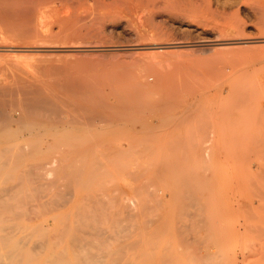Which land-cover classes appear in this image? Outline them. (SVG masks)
I'll list each match as a JSON object with an SVG mask.
<instances>
[{
    "label": "rangeland",
    "instance_id": "rangeland-1",
    "mask_svg": "<svg viewBox=\"0 0 264 264\" xmlns=\"http://www.w3.org/2000/svg\"><path fill=\"white\" fill-rule=\"evenodd\" d=\"M208 1L210 8L201 12L192 10L190 3L202 0H56L47 5L49 10L46 6L48 11L40 12L37 30L26 33L31 34L29 40L24 36L17 41L33 42L32 51L22 55L0 51V65L18 56L8 63H25L19 68L27 75L79 87L90 84L95 91L109 92V101L119 97L122 102L115 107L123 112L102 108L111 116L107 121L94 126L72 121L70 133L60 130L41 142L37 156L29 153L35 159L26 157L25 163L45 164L41 179L31 177L30 187L40 190L23 186L21 193H26L16 196L18 200L0 193L1 200L12 203L0 204V225L8 223L2 225L4 230L21 226L22 232L30 231L27 236L33 244L45 228L53 242H64L65 249L52 243L44 253L30 252L32 264L47 263L51 250L73 258L72 238L64 237L76 226L80 207L100 216V222L94 221L100 230L95 238L103 239L100 243L94 238L89 248L102 257L105 253L109 264H264V0ZM88 131L93 139L85 137ZM92 149L100 151L94 154ZM77 153L83 155L78 158ZM96 156L104 162L101 167L99 158L96 164L90 162ZM4 177L0 176V187ZM42 181L46 184L37 187ZM57 234L61 241L54 237ZM67 241L72 244L67 243L68 251ZM107 247L114 256H107ZM40 253L45 257L41 259Z\"/></svg>",
    "mask_w": 264,
    "mask_h": 264
},
{
    "label": "bare ground",
    "instance_id": "bare-ground-1",
    "mask_svg": "<svg viewBox=\"0 0 264 264\" xmlns=\"http://www.w3.org/2000/svg\"><path fill=\"white\" fill-rule=\"evenodd\" d=\"M56 0H0V51L2 55H5L6 52H12V53H16L17 55V52H22V51H27V50H33V46L29 45V43L27 44L26 41L24 40H20L19 42H17L19 39H21L22 37L26 36L25 40L27 39V35L29 34H26V33H30L31 31H34V30H37L38 27H36V20L38 19L39 15L41 14L40 12L45 9V10H49V8L52 6V3L55 2ZM148 1H154V0H148ZM203 3L205 2V4H201V3H198L197 2L195 3H190L191 7H192V10H195V11H205V10H208L210 7H209V1L208 0H202ZM50 4V7H48L47 5ZM56 4V3H55ZM46 6H47V9H46ZM45 7V8H44ZM43 10V12L45 11ZM47 10V11H48ZM46 11V12H47ZM44 14V13H43ZM42 16V14H41ZM40 16V18H41ZM44 16V15H43ZM43 19H46V18H43ZM42 19V21H43ZM40 22V21H38ZM36 24V25H35ZM43 24V23H42ZM41 25V24H40ZM45 25V24H44ZM46 26V25H45ZM44 26V27H45ZM48 26V25H47ZM35 27V28H34ZM42 27L41 25V28H44ZM34 30H33V29ZM32 29V30H31ZM45 30H48L49 29H45ZM42 31V30H41ZM35 32V31H34ZM33 32V33H34ZM37 32V31H36ZM41 33V32H40ZM38 34V33H37ZM47 34V33H46ZM45 34V35H46ZM48 35L50 36V33H48ZM31 37V34L29 35ZM43 36V35H42ZM33 37V36H32ZM38 37V36H37ZM23 38V39H24ZM46 38V37H45ZM33 39V38H31ZM40 39H41V36H40ZM44 39V38H43ZM28 40H29V37H28ZM45 40V39H44ZM33 41V40H31ZM26 42V44H25ZM29 42V41H28ZM47 42V40H46ZM31 43V42H30ZM37 43V42H36ZM41 43V42H40ZM49 43V42H48ZM44 44V43H43ZM50 44V43H49ZM48 44V45H49ZM158 46V45H157ZM50 47V46H49ZM36 48V47H35ZM39 48V47H38ZM43 48V47H42ZM10 52V53H11ZM29 52V51H27ZM47 52V51H46ZM8 53V54H10ZM45 53V52H44ZM21 54V53H20ZM19 54V55H20ZM54 54V53H53ZM7 55V54H6ZM15 55V56H16ZM22 55V54H21ZM25 55V54H24ZM46 55V54H45ZM32 56V55H31ZM37 56V55H36ZM39 56V55H38ZM3 57V56H2ZM7 57V56H6ZM11 57V55H10ZM1 58V57H0ZM8 60H9V56L7 57ZM6 58V59H7ZM13 57L10 58V62L11 60H17V58L19 59V57L17 56L14 57L15 59H12ZM32 58V57H31ZM36 58V57H35ZM38 58V57H37ZM44 58V57H43ZM5 59V58H4ZM34 59V58H33ZM42 59V58H41ZM50 59V58H49ZM29 60V59H28ZM40 60V59H39ZM3 61V60H2ZM0 60V62H2ZM8 61V62H9ZM20 61H23V60H20ZM25 61V60H24ZM30 61V60H29ZM6 62V61H5ZM5 63L3 65H0V176H4L6 177V182H3L5 183L2 187H0V193L1 194H5V195H10V196H17V197H20L21 194L25 192L26 190V186L28 188V185L30 187V184H32V180L33 178L31 177H34L37 176V180L41 179L43 177V172H42V168L45 167L43 164V161L41 162L42 165H40V163L36 164L32 162L29 163H25V161L28 160V158L26 159V157H30L32 154L31 153H36L38 154L42 149H40V146H41V142H43V140H46L48 141L49 139H51V137H53L58 131L60 130H64V131H67L70 133V122L72 121H81L83 122L84 124H96L98 122H102L101 120H105L107 121L106 119L111 117L109 116V113H104L102 111V108H107L109 106L112 107H115L118 103H120L119 101V97H115L113 101H109L110 99V96H109V92L104 94L102 93L101 90H97L95 91L94 88H92V86H90L91 88H89V85L88 87H84L82 85V87H79V84L77 83L74 84V83H70V85L68 84L67 85V82L66 84L65 83H62V81L60 80L59 83L57 82V79H56V82L55 83L54 81L53 82H48L46 80V78L43 80L42 78H38L36 76H31V75H27L25 73L22 72V69H20V65L22 64H25V63H20V64H15L14 65V62L13 63ZM19 62V60L17 61ZM37 62V61H36ZM4 63V62H3ZM43 63V62H42ZM45 63V62H44ZM10 64H13L14 66H16V68H19V69H16L14 67H11ZM32 64V63H31ZM38 64V63H37ZM17 65H19L17 67ZM34 65V64H33ZM40 65V63H39ZM46 65V64H45ZM30 66V65H29ZM49 66V65H47ZM33 67V66H32ZM43 67V66H42ZM27 69V67H25ZM30 68V67H29ZM28 68V69H29ZM35 68H38V67H35ZM34 68V69H35ZM41 68V67H40ZM45 68H47L45 66ZM44 68V69H45ZM50 68V67H49ZM26 69H24L26 71ZM31 69V68H30ZM42 69V68H41ZM28 71V70H27ZM26 71V72H27ZM39 71V70H37ZM37 71H34L37 73ZM42 71V70H41ZM39 71V73L41 72ZM46 71V70H45ZM49 71V70H48ZM57 71V69H56ZM34 72H31L34 74ZM43 72V71H42ZM49 75V74H48ZM50 76V75H49ZM55 76V75H54ZM53 76V77H54ZM46 77V76H45ZM76 77V76H75ZM47 78H49L47 76ZM52 77H50V80H51ZM53 79V78H52ZM79 79V78H78ZM46 80V81H45ZM55 80V79H53ZM77 80V79H76ZM81 80V79H80ZM101 81V80H100ZM65 82V80H64ZM80 82V81H79ZM103 82V81H102ZM86 83V82H85ZM98 83V82H97ZM96 84V82H95ZM112 84V83H111ZM99 85V84H98ZM81 86V85H80ZM97 86V85H96ZM110 86V85H109ZM102 87V86H101ZM99 87V88H101ZM105 88V87H104ZM92 90H94L95 92H93ZM129 90V89H128ZM127 90V91H128ZM101 91V92H100ZM245 91V90H244ZM111 92V91H110ZM119 92V91H118ZM124 92V91H123ZM116 93V92H115ZM114 93V94H115ZM120 93V92H119ZM111 94H113L111 92ZM122 94V93H120ZM128 94V93H126ZM125 94V95H126ZM132 94V93H131ZM246 94V93H245ZM248 94V92H247ZM246 94V95H247ZM124 95V94H123ZM124 95V97H126ZM138 95V94H137ZM114 96V95H113ZM131 96V95H130ZM129 96V97H130ZM248 96V95H247ZM121 98H123L122 96H120ZM128 97V96H127ZM113 99V98H112ZM129 99V98H128ZM126 101V100H125ZM128 101V100H127ZM244 101V100H243ZM130 102V101H129ZM242 102V101H241ZM136 104V103H135ZM134 105V103L132 104ZM118 106V105H117ZM123 106V104L121 105ZM264 106V105H263ZM120 107V106H118ZM127 107V108H126ZM126 107H122V108H125L128 109V106ZM105 108V109H106ZM116 110L120 111V108L118 109L117 107H115ZM121 108V110H122ZM109 109V108H107ZM114 109V108H113ZM112 109V110H113ZM129 109H132V108H129ZM111 110V109H109ZM111 110V111H112ZM124 110V109H123ZM115 112V110H113ZM112 111V112H113ZM127 111V110H126ZM129 111V110H128ZM127 111V112H128ZM120 112H123V111H120ZM126 112V114H128ZM119 113V112H118ZM121 114V113H120ZM134 114V113H133ZM112 115V114H110ZM123 115H125V113H123ZM130 115V114H128ZM132 115V114H131ZM138 115V114H137ZM129 118V117H128ZM131 118V117H130ZM134 118V117H133ZM120 122V121H119ZM123 122V121H122ZM115 123V122H114ZM118 123V122H117ZM100 125V124H99ZM73 126V125H72ZM86 126V125H85ZM74 127V126H73ZM81 127V126H80ZM96 127V126H95ZM75 128V127H74ZM79 128V127H78ZM93 128V127H92ZM98 128V127H97ZM79 130V129H78ZM96 130V129H95ZM97 130H100V129H97ZM119 131V130H118ZM89 134H87L88 136H85V137H88L90 138L92 136V133H91V136L89 137L90 135V132L88 131ZM95 133V132H94ZM93 133V135H94ZM97 133V131H96ZM95 133V134H96ZM99 134V133H98ZM96 134V135H98ZM95 135V136H96ZM65 136V134H64ZM100 135H98V138L99 140L101 139L99 137ZM68 137V136H67ZM81 138H84L83 136H81ZM104 137H102L103 139ZM90 139H93L92 137ZM87 140V138L85 139ZM84 140V142H85ZM89 140V139H88ZM87 140V141H88ZM115 140V139H114ZM121 140V139H120ZM149 140V139H148ZM32 141H35L34 143H32ZM81 141V140H80ZM83 141V140H82ZM104 141V140H103ZM75 142V141H74ZM74 142L72 144H74ZM77 143H79V150H80V142L79 141H76ZM92 142V141H90ZM117 142V141H116ZM76 143V145H78ZM83 143V142H82ZM81 143V144H82ZM86 143V142H85ZM94 143V141L92 142V144ZM98 143V142H97ZM103 143V142H102ZM72 144L70 145L71 147ZM89 143H87V146H88ZM96 144V143H95ZM101 144V143H100ZM120 144V143H119ZM85 145V144H84ZM102 145V144H101ZM104 145V144H103ZM69 146V145H68ZM94 146V145H93ZM96 146V145H95ZM100 146V145H98ZM96 146V148L98 147ZM104 146H107V145H104ZM103 146V147H104ZM77 147V146H76ZM86 147V145H85ZM115 147V146H114ZM49 148V147H48ZM70 148V147H68ZM74 148V147H73ZM84 148V146H83ZM82 148V149H83ZM89 148V147H88ZM105 148H108L105 147ZM112 148V147H110ZM128 148V147H127ZM46 149V148H45ZM75 150L77 148H74ZM72 149V150H74ZM85 149V148H84ZM90 149V148H89ZM95 149V148H94ZM114 149H118V148H114ZM50 150V148H49ZM58 150V149H57ZM61 150V149H60ZM70 151V149H67ZM71 150V151H72ZM78 150V151H79ZM106 150V149H105ZM109 150V148H108ZM138 150V149H137ZM48 151V149L46 150ZM53 151V150H52ZM50 151V152H52ZM64 151V150H63ZM68 151V152H69ZM83 151V150H81ZM80 151V152H81ZM97 151H100V150H96L95 152ZM103 151V150H101ZM133 151V150H132ZM141 151V150H140ZM58 152V151H57ZM61 152V151H60ZM74 152V151H73ZM79 152V153H80ZM87 152V151H86ZM92 153L95 154V152H93V149L91 150ZM105 152V151H104ZM111 152V150H110ZM120 152V151H119ZM122 152V151H121ZM124 152H127V151H124ZM135 152V151H134ZM138 152V151H137ZM29 153L31 154L30 156ZM54 153V152H53ZM63 153V152H62ZM72 153V152H71ZM70 153V155H71ZM77 153V157L81 154ZM83 153V152H82ZM89 153V151H88ZM91 153V154H92ZM103 153V152H102ZM113 153V152H112ZM123 153V152H122ZM35 154V155H36ZM50 154V153H49ZM91 154H89L91 156ZM93 154V155H94ZM97 154V153H96ZM101 154V153H100ZM103 154H106V153H103ZM101 154V155H103ZM117 154V153H116ZM131 154V153H130ZM33 155V156H35ZM69 155V156H70ZM83 155V154H82ZM80 155V157L82 156ZM85 155V154H84ZM92 155V157H93ZM108 155V154H107ZM110 155V154H109ZM108 155V156H109ZM115 155V154H112V156ZM124 155V154H123ZM37 156V155H36ZM39 156V155H38ZM95 156V155H94ZM250 156V155H249ZM59 157V156H58ZM73 157V156H72ZM70 157V158H72ZM74 157H75V152H74ZM73 157V158H74ZM77 157L74 158L73 160L75 161V159L77 160ZM84 157V156H83ZM86 157V156H85ZM89 157V156H87ZM97 157V156H96ZM101 157V156H100ZM105 157V156H104ZM107 157V156H106ZM117 157V156H116ZM119 157V156H118ZM32 158V156L30 157ZM29 158V159H30ZM39 159V157H37ZM48 158V156H47ZM54 158L55 157H51ZM61 158V157H60ZM79 158V157H78ZM90 158V157H89ZM99 157H97L96 160L95 157L94 159L90 160V162L92 161V163H95V161L99 160L98 159ZM109 158V157H108ZM32 159H35L32 158ZM42 160V158H40ZM86 159V158H84ZM118 159V158H117ZM37 160V159H36ZM44 160V159H43ZM72 160V159H71ZM81 160V158H80ZM106 160V159H105ZM24 161V163H23ZM59 161V160H58ZM78 161V160H77ZM81 161H84V160H81ZM94 161V162H93ZM127 161V160H126ZM35 162V161H34ZM45 162V161H44ZM52 162V161H51ZM55 162V160L53 161ZM52 162V163H53ZM73 162V161H72ZM79 162V161H78ZM87 162V161H86ZM100 163V167L103 165L104 162H102V160L100 159V161H98ZM115 162V160H114ZM119 162V161H118ZM80 163V162H79ZM91 163V165H92ZM97 163V164H99ZM60 164V163H58ZM70 164V163H69ZM76 164V163H75ZM86 164V163H84ZM96 164V163H95ZM102 164V165H101ZM48 165V163L46 164V166ZM50 165V164H49ZM66 165V164H65ZM88 165V163H87ZM90 165V164H89ZM94 165V164H93ZM118 165V164H117ZM120 165V164H119ZM63 166V165H62ZM67 166V165H66ZM77 166V164H76ZM75 166V167H76ZM83 166V165H82ZM80 166V167H82ZM116 166V165H115ZM56 167V166H54ZM64 167V166H63ZM72 167V166H70ZM78 167V166H77ZM85 168V166H83ZM82 167V168H83ZM93 167V166H92ZM97 167V165H96ZM95 167V168H96ZM99 167V168H100ZM105 167V166H103ZM102 167V168H103ZM66 168V167H65ZM74 168V166H73ZM72 168V169H73ZM80 168V169H82ZM97 169L98 172H100V174L98 173L97 175H100L102 174V169ZM106 168V167H105ZM56 169V168H55ZM59 169V168H58ZM76 169V168H75ZM49 172L47 173H50V169H48ZM57 170V169H56ZM54 170V171H56ZM71 170V169H70ZM77 170V169H76ZM83 170V169H82ZM89 170V169H87ZM94 170V168H93ZM105 170V169H104ZM53 171V172H54ZM63 172V169L61 170ZM92 171V169H91ZM90 171V172H91ZM45 172V171H44ZM59 172V171H58ZM65 172V171H64ZM68 172V171H67ZM73 172H74V169H73ZM78 172V171H77ZM85 172V171H83ZM72 173V172H71ZM80 173V172H78ZM82 173V171H81ZM80 173V174H81ZM87 173V172H86ZM89 173V172H88ZM93 173V172H92ZM91 173V174H92ZM97 173V172H96ZM95 170H94V173L92 175V177L94 176L95 178ZM10 174L11 176H8ZM52 175V173H50ZM62 174V173H61ZM65 174V173H64ZM75 174V172L73 173ZM77 174V173H76ZM90 174V175H91ZM33 175V176H32ZM45 175V174H44ZM63 175V174H62ZM71 175V174H70ZM79 175V174H78ZM86 176V174H84ZM106 175V174H105ZM105 175H103L104 177H106ZM48 176V174L46 175ZM75 176V175H74ZM83 177V175H80ZM84 176V178H85ZM88 176V174H87ZM108 176V175H107ZM4 177V178H5ZM49 177V176H48ZM64 177V176H63ZM71 177V176H69ZM73 177V175H72ZM90 178V176H88ZM87 179L89 181V179ZM91 177V178H92ZM93 178V179H94ZM97 178V177H96ZM58 179V177H57ZM68 179V178H67ZM72 179V178H70ZM74 179V177H73ZM77 179V178H76ZM81 180V178H79ZM4 180V179H3ZM59 180V179H58ZM64 180V178H63ZM62 180V181H63ZM66 180V179H65ZM109 180V179H108ZM25 183H24V182ZM61 181V180H59ZM86 181V180H85ZM95 181V180H94ZM1 182V181H0ZM35 182V180L33 181ZM67 182V180L65 181ZM24 183V184H23ZM50 184V182H48ZM53 183V181L51 182ZM69 183V182H67ZM76 183V182H75ZM83 183V182H82ZM87 183V182H85ZM109 183V182H108ZM117 183V182H116ZM2 184V183H0ZM46 184L45 181H42L40 183L37 184V187L39 185H44ZM94 184V183H93ZM97 184V182H96ZM99 184V182H98ZM102 184V183H101ZM107 184V183H106ZM66 185V184H65ZM65 185H62L65 187ZM70 185V184H68ZM116 185V184H115ZM25 186V190L21 193V191L23 190L22 187ZM60 185V187H62ZM73 186V185H72ZM77 186V185H76ZM82 186V185H81ZM54 187V185H53ZM57 187V186H56ZM55 187V188H56ZM60 187H59V190H60ZM69 187V186H68ZM64 188V190L66 189H69V188ZM78 187V186H77ZM80 187V186H79ZM51 188V187H50ZM115 188V187H114ZM120 188V186L118 187ZM29 189H34V185L31 186ZM41 188H38V190H40ZM62 189V188H61ZM70 189H71V185H70ZM83 189V188H82ZM91 189V188H90ZM28 190V189H27ZM35 190V189H34ZM38 190H35V192H37ZM63 190V191H64ZM77 190V189H76ZM88 190V189H87ZM99 190V189H98ZM113 190V189H112ZM261 190V189H260ZM20 191V193H19ZM42 191V190H41ZM44 191V190H43ZM68 191V190H67ZM96 191V190H95ZM101 191V190H100ZM115 191V189H114ZM117 191V189H116ZM115 191V192H116ZM65 192V191H64ZM62 192V193H64ZM71 192V191H69ZM89 192V191H87ZM111 193H113L112 191H110ZM262 192V191H261ZM264 192V191H263ZM23 193V194H24ZM29 192H27L28 194ZM34 193V192H33ZM55 193V192H54ZM61 193V192H60ZM61 193V194H62ZM0 194V196H2ZM26 194V196H27ZM110 194V193H109ZM30 195H32L30 193ZM45 195V194H43ZM56 195V194H55ZM60 195V194H58ZM67 195V194H66ZM70 195V194H69ZM89 195V194H88ZM37 197V195H35ZM54 196V195H53ZM57 196V195H56ZM90 196L91 194L89 195V199H90ZM97 198L99 197L96 193V195H94V197ZM14 199H17L18 198L16 197ZM23 197V196H22ZM34 197V196H33ZM43 197V196H42ZM67 197V196H66ZM69 197V196H68ZM67 197V199H68ZM1 198V197H0ZM9 198V197H8ZM11 198V197H10ZM26 197H24L25 199ZM61 198H62V195H61ZM2 199V198H1ZM0 199V204H9L6 202V200H1ZM88 199V198H87ZM92 199V198H91ZM90 199V200H91ZM96 199V198H95ZM126 200H130L128 198H124ZM123 199V200H124ZM132 199V198H131ZM134 199V198H133ZM22 200V199H21ZM27 200V198H26ZM30 200V199H29ZM27 200V201H29ZM36 200V199H35ZM37 200H38V197H37ZM83 200V199H82ZM137 200V198H136ZM57 201V200H56ZM64 201V197H63V200ZM66 201V200H65ZM64 201V202H65ZM70 201V200H69ZM84 201V200H83ZM87 201V200H86ZM104 201V200H102ZM132 201V200H131ZM53 202V201H52ZM81 202V201H80ZM89 202V201H88ZM91 202V201H90ZM99 202V201H98ZM60 203V202H59ZM66 203V202H65ZM68 203V202H67ZM82 203V202H81ZM93 203V202H92ZM101 203V202H100ZM126 203V202H125ZM131 204V202H129ZM12 205V203H10ZM27 204V203H26ZM31 204V203H30ZM50 204L53 205V203L50 202ZM61 204V203H60ZM78 205H81L80 203H78ZM86 205V204H85ZM139 205V204H138ZM56 207L55 203L52 207ZM91 205L89 204V207ZM127 206V204H126ZM141 206V205H140ZM12 206H10L11 208ZM50 207V206H49ZM59 208V204L57 206ZM56 207V209H57ZM124 207V206H123ZM129 207V206H128ZM51 208V207H50ZM79 208V207H78ZM82 208L81 210H83L82 214L77 217L76 215V219H77V224H72L71 226H75L73 228V230L67 228L66 226V230L69 229L71 231L67 232L68 234L70 232L71 235H65V239L67 237H71L73 241L72 244H73V254H75L73 256L72 259L66 257V255L64 253H62L61 251H52L49 252V250L47 252H49V254L47 255V258L45 259L47 261V263H43V260H42V263L40 264H83L82 261H87L89 264H109L108 263V259L106 260L103 255V257L101 255H97L96 253H93L91 250H90V243L92 242V240L100 234V230L98 229V227L96 226L97 224H95V220L97 221L98 223V213H94V214H88V212H84L85 211V208L83 207H80ZM91 208H94L91 207ZM125 208V207H124ZM12 209V208H11ZM55 209V208H54ZM119 209V208H118ZM117 209V210H118ZM121 209V208H120ZM146 209V207H145ZM7 210H9L7 208ZM53 210V209H52ZM95 210V208H94ZM139 210V208H138ZM11 211V210H9ZM18 210L16 211H11L14 212V214L17 213ZM125 211V210H124ZM25 212V211H23ZM70 212V211H69ZM115 212V211H114ZM26 213V212H25ZM28 213V212H27ZM30 213V212H29ZM46 213V212H45ZM18 214L19 215H22V211H21V214H20V211H18ZM66 214V213H64ZM118 214V213H117ZM13 215V214H12ZM11 215V216H12ZM24 215V214H23ZM68 215V214H67ZM72 215H74L72 213ZM116 215V213H115ZM120 215V213H119ZM118 215V218L119 217H123L122 215L119 216ZM17 216V214H16ZM26 216V215H25ZM127 216V217H126ZM133 214L131 215V218H132ZM139 216V215H138ZM137 216V217H138ZM1 217V216H0ZM15 217V216H13ZM31 217V216H30ZM66 218V216H64ZM63 217V218H64ZM68 217V216H67ZM74 217V216H73ZM124 217L127 219L128 218V214H125ZM135 217V216H134ZM133 217V219H134ZM4 218V217H3ZM17 218V217H16ZM14 218V219H16ZM53 218V217H52ZM111 220H110V219ZM107 217V219H109L110 221H112V218L111 217ZM124 218V219H125ZM130 218V217H129ZM140 218V217H139ZM7 219V218H6ZM11 219V218H10ZM13 219V220H14ZM26 219V218H25ZM24 219V220H25ZM28 219V218H27ZM33 219V218H32ZM73 219V218H72ZM120 219V218H119ZM118 219V220H119ZM122 219V218H121ZM121 219L119 220V222L121 221ZM136 219V217H135ZM18 220V219H16ZM21 220V219H20ZM36 220V219H35ZM47 220V219H46ZM55 220V219H54ZM139 220V219H138ZM149 220V219H148ZM15 221V220H14ZM66 221V219L64 220V222L62 221V223L64 224ZM114 221V220H113ZM151 221V220H150ZM23 222V220H22ZM44 222V221H43ZM47 222V221H46ZM59 222V221H57ZM75 222V221H74ZM100 222V221H99ZM109 222V221H108ZM149 222V221H147ZM14 223V222H13ZM8 224V223H7ZM6 224V225H7ZM11 224V223H10ZM17 224H20V223H17ZM22 224V223H21ZM43 225V223H39V225ZM61 224V223H60ZM119 224V223H118ZM144 224V222L142 223ZM141 224V225H142ZM146 224V223H145ZM144 224V225H145ZM148 224V223H147ZM3 225V223H2ZM2 225H0V264H22L25 260H28L26 264H29L31 263L32 261L34 260H31V256L28 257L29 253L33 252V250H36V249H39V250H47V248H49L51 246V244L53 243V246L54 244H56L57 246L60 245L61 248L65 249L62 244L64 243L63 241H61L59 239L60 236L63 237V229L64 228H60V230H62V232H60V234L62 233V235L59 236V234H57V236H54V237H58V239L62 242L60 244L58 243H55L51 240L50 238V233L47 234V231L49 229H46L44 228V232L40 230V232L43 234V237L41 239H39L38 241H36L35 243L32 244L31 242V239H28V236H27V233L29 234L30 231H26L28 228V226L25 228L26 230H24L22 232L21 230V226H16L14 228V225L12 226L13 228L10 227L11 230H4L2 228ZM5 225V226H6ZM38 223L36 224V228H38ZM48 225V224H47ZM46 225V226H47ZM58 225V224H57ZM65 225V224H64ZM69 225V224H68ZM134 225V224H133ZM4 226V225H3ZM4 226V227H5ZM10 226V225H9ZM33 226V225H32ZM49 226V225H48ZM59 226V225H58ZM70 226V225H69ZM123 226V225H122ZM129 226V225H128ZM127 226V227H128ZM31 227V226H30ZM41 227V226H40ZM54 226H52V229H53ZM63 227V226H62ZM135 227V226H134ZM7 228V227H6ZM5 228V229H6ZM33 228H35L33 226ZM48 228V227H46ZM58 228V227H57ZM72 228V227H71ZM123 228V227H122ZM39 229V228H38ZM42 229V228H41ZM59 229V228H58ZM103 229V228H102ZM124 229V228H123ZM126 229V228H125ZM133 229V228H132ZM30 230H34L31 229ZM39 231V230H38ZM38 231H35L38 232ZM46 231V232H45ZM54 231V230H53ZM68 231V230H67ZM32 232V231H31ZM57 232V233H59ZM39 233V232H38ZM32 234V233H31ZM34 234V233H33ZM41 235V234H40ZM38 237V236H37ZM61 237V238H62ZM104 237V236H103ZM110 238V237H109ZM14 239V240H13ZM54 239V238H53ZM57 239V240H58ZM95 239H99V242H100V239H103V238H95ZM106 239V238H105ZM104 239V240H105ZM10 240H12L11 243H13L15 241V244H11L10 243ZM30 240V241H28ZM56 240V239H54ZM70 240V239H69ZM102 240V242L104 241ZM65 241V240H64ZM70 241V242H71ZM114 242V241H113ZM69 243L68 241L66 242V244ZM96 243V242H95ZM101 243V242H100ZM129 243V242H128ZM71 244V243H69ZM71 244V245H72ZM94 244V243H93ZM92 244V246H93ZM120 244V243H119ZM64 245V244H63ZM68 245V244H67ZM95 247L96 244H94ZM101 245V244H100ZM59 246V247H60ZM102 246V245H101ZM119 246V245H118ZM55 247V246H54ZM69 245L67 246V251L69 250ZM108 248V247H107ZM106 248V250H107ZM121 248V247H120ZM51 249V248H50ZM102 249V248H101ZM104 249V248H103ZM124 249V248H123ZM72 250V249H71ZM106 250L104 249V252H106ZM43 252V251H42ZM41 252V253H42ZM108 252V253H107ZM107 256L109 255L111 257L114 256L113 254V251L112 249H109L108 248V251H107ZM30 253V254H31ZM41 259L42 257H45L43 256L44 254H41ZM44 253V252H43ZM35 254V252L33 253ZM66 254H68L66 252ZM117 254V253H116ZM38 255V254H36ZM39 255V257H40ZM70 256V255H69ZM118 256V255H116ZM160 256V255H159ZM37 257V256H36ZM38 257V258H39ZM150 257V256H149ZM155 257V256H154ZM153 257V258H154ZM28 258H31V259H28ZM151 259V260H154V259ZM166 258V257H165ZM111 259V258H109ZM115 258H113L114 260ZM118 259V258H116ZM115 259V260H116ZM123 259V258H122ZM127 259V257H126ZM130 259V258H129ZM148 259V258H147ZM146 259V260H147ZM161 259V258H160ZM31 260V262L29 261ZM39 260V259H38ZM150 260V259H149ZM148 260V261H149ZM165 260V259H164ZM111 261V260H110ZM40 262V261H39ZM112 262V261H111ZM116 262V261H115ZM147 262V261H146ZM150 262V261H149ZM152 262V261H151ZM24 263V264H25ZM124 263V262H123ZM32 264V263H31ZM37 264V263H35ZM113 264V263H111ZM115 264V263H114ZM130 264V263H129ZM153 264V263H151ZM156 264V263H155Z\"/></svg>",
    "mask_w": 264,
    "mask_h": 264
}]
</instances>
